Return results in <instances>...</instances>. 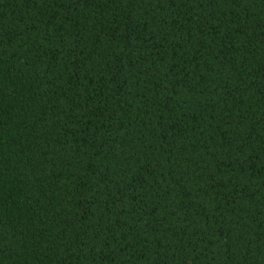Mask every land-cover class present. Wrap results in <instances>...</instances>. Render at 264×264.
<instances>
[{
  "label": "trees",
  "instance_id": "trees-1",
  "mask_svg": "<svg viewBox=\"0 0 264 264\" xmlns=\"http://www.w3.org/2000/svg\"><path fill=\"white\" fill-rule=\"evenodd\" d=\"M0 264H264V0H0Z\"/></svg>",
  "mask_w": 264,
  "mask_h": 264
}]
</instances>
